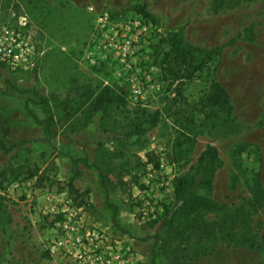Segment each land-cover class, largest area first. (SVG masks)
<instances>
[{"label": "rangeland", "instance_id": "374dc122", "mask_svg": "<svg viewBox=\"0 0 264 264\" xmlns=\"http://www.w3.org/2000/svg\"><path fill=\"white\" fill-rule=\"evenodd\" d=\"M100 11L151 23L153 32L130 68L106 53L95 64L85 60ZM23 22L24 35L37 45L34 66L0 65V140L17 144L8 153L0 148V264H73L56 248L55 258L47 256L56 235L53 222L68 213L87 230L104 231L109 250L118 246L128 264H171L159 254V233L173 246L189 248L192 264H264V200L251 217L259 250L228 248L221 240L212 244L207 236L187 239L165 233L160 221L151 225L137 218L147 202L161 205L173 198L174 179L207 145L218 149L220 160L211 191L218 209L198 213L196 220H215L245 203L256 173L264 189V0H0V32ZM172 30L193 46H223L220 62L186 81L175 100V84L159 66L167 48L160 37ZM212 77L230 97L227 119L207 118L199 108ZM104 86L114 87L125 105H115L103 127L97 118L83 126L88 97ZM134 89L141 91L137 98ZM43 97L49 99L52 125L44 122ZM138 107L162 110L161 120L127 137V119ZM20 165L38 167L40 181L12 179L8 171ZM70 187L87 193L76 198ZM52 206L58 215L49 212ZM206 243L211 251L199 254Z\"/></svg>", "mask_w": 264, "mask_h": 264}, {"label": "trees", "instance_id": "16d2710c", "mask_svg": "<svg viewBox=\"0 0 264 264\" xmlns=\"http://www.w3.org/2000/svg\"><path fill=\"white\" fill-rule=\"evenodd\" d=\"M161 43H164L167 48L160 52L159 66L162 77L168 80L170 85L175 84L174 92L177 96L173 100L183 96V85L186 81L208 69L211 64H218L223 52V46L202 48L190 45L184 42L179 30L165 32V35L160 37ZM207 82L208 86L198 103L200 110L204 111L207 118H229L233 112V106L228 92L213 77ZM87 100H90L89 104L81 111L84 115L83 126L91 124L97 118L98 124L103 127L111 116L112 108L115 105L124 106L126 103L123 96L116 93L115 88L110 86L102 87L98 93L91 94ZM48 101L47 97H43L40 100V105L45 115L44 122L52 125L54 117ZM162 113V110L158 109L152 112L139 107L134 109L132 117L127 119V128H124L125 135L128 137L146 132L148 128L159 123ZM16 146L17 144L7 146L0 140V148L5 153L10 152ZM174 147L180 151L181 142H176ZM241 148L239 150H242ZM219 161L218 149L213 145H207L189 167V170L174 179L173 198L162 202V210L158 213L157 218L146 224L153 225L160 221L159 229H164L165 233L183 234L187 239L191 237L190 235H198L199 238L207 236L212 244L221 240L228 248L247 247L259 250L261 247L254 240L255 233L251 219L252 215L258 212L264 200V189L259 173H256L250 180L249 198L236 210H232L229 215L211 221L195 219V215L198 213L215 212L218 209L217 203L211 197V191ZM8 172L12 179L36 178L39 180V168L36 166L20 165L11 168ZM100 175L102 174L100 173ZM0 176H2V172H0ZM101 183L104 184L103 179ZM71 192L77 194V189L70 187L69 193ZM86 193L87 191L77 194L76 198L81 199ZM184 218H188V222L180 221ZM159 234L155 237L160 238L159 254L161 256H165L171 264H192L195 255L189 251V248H182L181 245L173 246L170 241H164ZM209 251L211 249L207 243L200 244L199 254H206Z\"/></svg>", "mask_w": 264, "mask_h": 264}, {"label": "built area", "instance_id": "2783aa9c", "mask_svg": "<svg viewBox=\"0 0 264 264\" xmlns=\"http://www.w3.org/2000/svg\"><path fill=\"white\" fill-rule=\"evenodd\" d=\"M22 20L25 21V18ZM25 24L23 22L19 28L0 32V65L9 69L34 66L38 54L37 45L24 35ZM150 32H153L151 23L142 18L117 20L108 12L100 11L95 15L94 32L84 50V58L90 64H95L98 54L106 53L113 61L130 68L135 52L147 43ZM123 80L131 81L132 78L124 77ZM132 93L137 98L141 91L134 89ZM68 203L67 200L63 203L64 208ZM161 210L162 206L153 200L137 211V218L142 222L153 221ZM49 212L59 214L56 206L50 207ZM53 224L56 229L53 246L71 259L73 264L129 263V256H124L118 246L109 250L108 237L104 231L87 230L73 214L68 213Z\"/></svg>", "mask_w": 264, "mask_h": 264}, {"label": "crops", "instance_id": "0c3cea01", "mask_svg": "<svg viewBox=\"0 0 264 264\" xmlns=\"http://www.w3.org/2000/svg\"><path fill=\"white\" fill-rule=\"evenodd\" d=\"M89 194V193H88ZM87 223H88V225H92L93 223H89V222H91L90 221V219H87ZM100 225V228H103V229H105V230H108L109 229V226L108 225H105V224H98V226ZM102 226V227H101ZM122 226V225H121ZM120 226V227H121ZM123 227V226H122ZM124 230H126L125 228H124ZM52 244H53V241L51 242ZM51 243L50 244H48L47 245V248H48V250H49V253L50 254H48L47 256L49 257V255H50V257H53V258H55L56 256V253L54 252V250H55V247L53 246V245H51ZM2 264H3V262H2Z\"/></svg>", "mask_w": 264, "mask_h": 264}]
</instances>
